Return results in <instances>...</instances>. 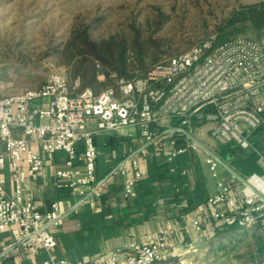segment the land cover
I'll use <instances>...</instances> for the list:
<instances>
[{"label":"built area","instance_id":"built-area-1","mask_svg":"<svg viewBox=\"0 0 264 264\" xmlns=\"http://www.w3.org/2000/svg\"><path fill=\"white\" fill-rule=\"evenodd\" d=\"M1 75L0 66V92L7 86ZM206 124L217 145L251 152L258 171L243 173L200 142L194 127ZM263 126L264 35L261 41L209 37L100 93L88 88L74 95L67 68L54 66L40 88L0 97V231L9 232V249L44 252L43 264H75L53 253L54 229L64 224L66 212L59 202L49 211L39 210L28 181L43 171L45 155L64 153L56 186L95 208L104 187L96 175L95 135L128 128L138 131L142 144L110 172L124 179L125 200L136 199L145 175L142 161L153 153L168 161L200 153L215 179V192L187 213L182 230L209 238L225 227L264 230V151L253 140ZM173 240L164 229L154 242L132 243L125 253L79 264H157L181 256Z\"/></svg>","mask_w":264,"mask_h":264},{"label":"crops","instance_id":"crops-1","mask_svg":"<svg viewBox=\"0 0 264 264\" xmlns=\"http://www.w3.org/2000/svg\"><path fill=\"white\" fill-rule=\"evenodd\" d=\"M94 126L91 122L90 127ZM210 128L208 124L194 127L195 137L214 149L226 163L245 173L238 155L232 152L237 147L217 145L210 136ZM94 140L98 151L96 175L104 181L95 208L81 203L80 197L69 189L56 186V171L66 160L64 153L45 155L43 171L28 181L39 210L49 211L53 203L59 202L66 212L64 224L54 229L57 245L53 253L57 259L79 264L125 253L132 243L156 241L164 229L172 232L174 249L181 256L209 238L181 228L187 213L194 212L215 192V179L200 153L187 152L172 161L153 153L142 161L145 175L136 187V199L127 201L122 194L124 179L120 175L110 176V172L130 151L141 146L138 131L128 128L117 133H98ZM253 140L256 143V135ZM261 145L263 149L264 140ZM77 149L83 152V145L77 144ZM0 150H3L1 144ZM238 150L254 157L249 151ZM8 189L11 190L10 184ZM11 244L9 232L0 231V264H43L44 252L26 254L9 249ZM187 257L177 264H197ZM174 261L168 258L157 264H176Z\"/></svg>","mask_w":264,"mask_h":264},{"label":"rangeland","instance_id":"rangeland-1","mask_svg":"<svg viewBox=\"0 0 264 264\" xmlns=\"http://www.w3.org/2000/svg\"><path fill=\"white\" fill-rule=\"evenodd\" d=\"M261 1L0 0L1 81L7 84L0 97L38 89L54 66L66 67L63 50L73 30L77 25L92 24L97 17L103 21L92 25V39L115 34L129 36L126 32L133 21L147 36L154 31V26L151 28L147 22L153 19L154 7H160L171 14V21L154 36L167 37L173 42V50H183L216 36L215 26L240 4ZM238 36L255 38L250 29ZM256 140L263 144L264 126L256 132ZM185 255L197 264H263L264 230L255 227L228 231L203 240ZM185 255L172 259L177 264Z\"/></svg>","mask_w":264,"mask_h":264},{"label":"trees","instance_id":"trees-1","mask_svg":"<svg viewBox=\"0 0 264 264\" xmlns=\"http://www.w3.org/2000/svg\"><path fill=\"white\" fill-rule=\"evenodd\" d=\"M153 12V19L147 23L151 28L154 26V31L147 36L143 35V30L135 24V21L126 32L130 34L129 36L115 34L100 40L92 39L90 30L94 23H102L103 18L97 17L90 25L75 27L63 50L70 87L74 95L88 88L100 93L106 88L117 87L119 79L131 81L145 74L156 63L186 52L193 45L207 39L190 44L183 50L179 48L173 50V42L167 37L154 36L155 32L164 29V26L171 21V14L160 7H154ZM247 29L252 30L255 35L254 40H260L264 35V0L254 4H240L233 9L228 18L215 26L219 42L236 38ZM102 74L105 79L99 80L98 77ZM76 81H79L78 86L75 85ZM260 144L261 141H256V145ZM232 152L238 155L239 164L245 173L258 171L253 160L255 156L243 154L238 148L232 149ZM228 231H239V228L234 226L218 229L215 236Z\"/></svg>","mask_w":264,"mask_h":264},{"label":"water","instance_id":"water-1","mask_svg":"<svg viewBox=\"0 0 264 264\" xmlns=\"http://www.w3.org/2000/svg\"><path fill=\"white\" fill-rule=\"evenodd\" d=\"M264 264V263H263Z\"/></svg>","mask_w":264,"mask_h":264}]
</instances>
